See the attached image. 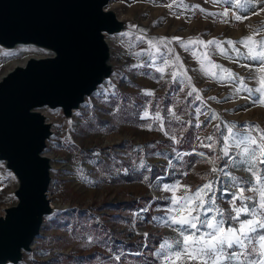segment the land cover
<instances>
[{
    "label": "rangeland",
    "instance_id": "obj_1",
    "mask_svg": "<svg viewBox=\"0 0 264 264\" xmlns=\"http://www.w3.org/2000/svg\"><path fill=\"white\" fill-rule=\"evenodd\" d=\"M240 2L245 4V0ZM110 4L119 16L134 23L135 30L128 36L110 38L115 68L111 80L74 112L70 126L59 111H47L56 120L46 149L52 157L47 196L57 209L45 218L33 242V253H24L20 264H161L153 252L165 238H178L173 231L177 226L162 223L173 195L164 190L165 185L179 182V197L183 186L194 191L211 180L217 204L226 212L231 211L229 202L240 187L245 188V196L254 197L249 204L259 199L257 193L248 191L255 177L244 166L229 163L226 169L242 178L239 187L220 171L211 170L223 168L230 157L239 159L235 147L229 157L221 152V134H227L230 124H255L264 129V106L254 102L261 97L256 89L262 86L264 64L250 59L248 49L237 43L249 36L264 39V2L252 0L240 8L226 3L225 9L216 10L210 0H111ZM234 15L242 19L236 20ZM224 21L227 26L222 29ZM138 35L145 39L137 40ZM161 37H179L187 47L176 40L149 47L148 41L155 38L158 42ZM189 38L204 42L215 38L225 53L216 45L191 43ZM229 40L233 45L226 43ZM29 48V55L42 54ZM22 49L3 54L0 50V74L28 57ZM176 56L183 69L177 67ZM165 60L169 61L166 66ZM202 65L216 75L205 74ZM161 67L164 71L157 70ZM221 69L236 77L229 78ZM174 71L186 76L174 80ZM186 77H191L201 99L196 98L197 93L188 95L191 89ZM240 78L252 92H237ZM157 114L160 119L155 118ZM213 114L218 119H211ZM208 144L213 147H206ZM257 168L264 171V165ZM249 180L253 184H247ZM13 185L11 175L0 164V211L12 202ZM232 224L236 226L235 221ZM173 264H179L175 257ZM185 264L195 262L185 260Z\"/></svg>",
    "mask_w": 264,
    "mask_h": 264
},
{
    "label": "water",
    "instance_id": "obj_2",
    "mask_svg": "<svg viewBox=\"0 0 264 264\" xmlns=\"http://www.w3.org/2000/svg\"><path fill=\"white\" fill-rule=\"evenodd\" d=\"M111 0H0V50L32 47L0 74V164L14 182L0 211V264L33 253L45 218L52 157L46 153L59 111L65 125L115 71L109 39L134 32ZM198 156L202 155L195 153Z\"/></svg>",
    "mask_w": 264,
    "mask_h": 264
},
{
    "label": "snow or ice",
    "instance_id": "obj_3",
    "mask_svg": "<svg viewBox=\"0 0 264 264\" xmlns=\"http://www.w3.org/2000/svg\"><path fill=\"white\" fill-rule=\"evenodd\" d=\"M225 2L231 4L232 0H225ZM251 3L252 0H245V4ZM245 4H241L240 0H236L235 6L240 8L245 6ZM181 6L189 7L183 4ZM201 11L203 10L201 9ZM234 18L236 20L242 19L240 15H234ZM261 29H264V25L261 26ZM261 29H257L256 32H259ZM140 32H143V30H140ZM121 35H130V33H123ZM136 39L143 40L145 38L142 35H138ZM171 40H176L181 47H187L184 40L179 37H173ZM171 40L161 37L157 42L153 38L148 43L151 48L156 46V44L168 45L171 43ZM189 42L200 43L205 46L216 45L222 55L225 53L221 42L215 38L207 42L189 38ZM226 43L233 45V41L231 40ZM237 43L244 45L248 49L250 59L264 64V39L256 41L252 36H249L241 38ZM235 50L237 51V55H239V49ZM168 51L171 52L172 49L168 48ZM135 55L139 56L141 53H135ZM175 62L178 68L183 69V64L179 62V56L175 57ZM168 63V60L164 61L165 66ZM211 67L218 66L212 64ZM202 69L205 74L216 75L203 65ZM157 70L164 71V67ZM221 71L227 72L229 78L234 79L236 77V74L230 72L228 69H221ZM260 72L264 73V67L260 69ZM179 75L186 76V73L174 71L172 78L175 80ZM186 79L188 87L191 89L188 95L191 96L193 93H197L196 98L198 100L201 99L198 90L192 84L191 77H186ZM260 84L262 86L257 88L256 91L261 93V97H264V75L260 77ZM240 85L241 87L237 89V92L241 90L252 92V89L244 85L243 78H240ZM147 94H151V92H147ZM261 97H257L254 102L264 106V98ZM208 99L215 98L209 97ZM147 115V112H145V116ZM155 118L160 119L159 114ZM176 118L179 119V117ZM211 119L216 120L218 117L213 114ZM215 127L217 132H219L221 126L217 124ZM226 133V135L221 134L224 143L221 149L223 157H229L230 149L235 147L239 150L236 154L239 159L237 161L236 158L230 157L229 162L223 168L218 170L216 167H213L211 171L213 173L220 171L234 185L239 187L242 183V178L233 176L226 169L229 163L238 167L244 166V170L250 172L255 177V184L253 187H249L248 191L257 193L259 199L255 203L249 204L248 202L253 201L254 197L245 196V188L240 187L239 192H234L229 202L231 211L226 212L217 204V198L213 194V181L211 180L197 187L194 191L190 186H183V194L179 197L176 196V190L181 187L179 182L176 185H165L164 190L171 191L173 195L170 198L171 207L167 210V215L162 219V223L167 227L177 226L173 231L177 232L178 238H165L160 247L153 252L152 255L160 260L161 264H173V257H175L179 264H185V260L193 261L195 264H264V231H259L264 230V171L257 168L258 164L264 165V129L255 124L245 123V125L238 126L232 123L227 127ZM173 139L175 138L173 137ZM207 139L212 141L213 137L209 136ZM206 147L211 148L213 145L208 144ZM223 157L219 158L222 159ZM246 183L251 185L253 181L249 180ZM238 201L240 202L239 206H237ZM241 216L248 218L241 219ZM232 221L236 222V226L232 224ZM201 228L206 229V231H201ZM144 235L147 236L148 233ZM234 248L238 249V251L233 250Z\"/></svg>",
    "mask_w": 264,
    "mask_h": 264
},
{
    "label": "crops",
    "instance_id": "obj_4",
    "mask_svg": "<svg viewBox=\"0 0 264 264\" xmlns=\"http://www.w3.org/2000/svg\"><path fill=\"white\" fill-rule=\"evenodd\" d=\"M210 1H211V7H212L213 10H216L217 8L218 9H220V8H224L225 9V7H226L224 5V4H226L225 0H210ZM235 3H236V0H232L231 4H235ZM221 26H222V29H224L227 26V22H225V21L222 22Z\"/></svg>",
    "mask_w": 264,
    "mask_h": 264
},
{
    "label": "bare ground",
    "instance_id": "obj_5",
    "mask_svg": "<svg viewBox=\"0 0 264 264\" xmlns=\"http://www.w3.org/2000/svg\"><path fill=\"white\" fill-rule=\"evenodd\" d=\"M110 40V39H109ZM30 50H32V49H30L29 47L27 48V47H24V49H22L21 50V52H24L25 53V55L27 56V55H29V53H30ZM35 52H36V50L35 49H33ZM3 53H5V52H2V54ZM25 56V57H26ZM37 56V55H36ZM21 63V62H20ZM51 205H53L52 203H51Z\"/></svg>",
    "mask_w": 264,
    "mask_h": 264
}]
</instances>
